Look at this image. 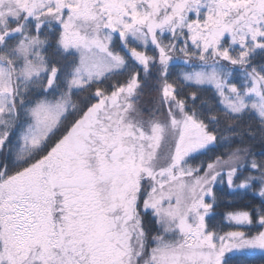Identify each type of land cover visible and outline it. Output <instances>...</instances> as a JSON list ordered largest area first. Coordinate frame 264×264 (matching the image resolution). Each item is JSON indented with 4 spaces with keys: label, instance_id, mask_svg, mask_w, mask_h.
<instances>
[{
    "label": "snow or ice",
    "instance_id": "6c2138e0",
    "mask_svg": "<svg viewBox=\"0 0 264 264\" xmlns=\"http://www.w3.org/2000/svg\"><path fill=\"white\" fill-rule=\"evenodd\" d=\"M256 253L264 0H0V264Z\"/></svg>",
    "mask_w": 264,
    "mask_h": 264
},
{
    "label": "trees",
    "instance_id": "16d2710c",
    "mask_svg": "<svg viewBox=\"0 0 264 264\" xmlns=\"http://www.w3.org/2000/svg\"><path fill=\"white\" fill-rule=\"evenodd\" d=\"M236 206L242 207L243 203L238 201ZM219 211H223V209H221ZM251 259L253 260V264H261V256L259 253H256L254 256H252Z\"/></svg>",
    "mask_w": 264,
    "mask_h": 264
}]
</instances>
